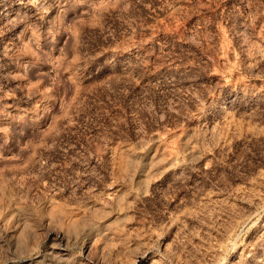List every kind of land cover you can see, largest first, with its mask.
Instances as JSON below:
<instances>
[{
  "label": "rangeland",
  "instance_id": "1",
  "mask_svg": "<svg viewBox=\"0 0 264 264\" xmlns=\"http://www.w3.org/2000/svg\"><path fill=\"white\" fill-rule=\"evenodd\" d=\"M0 264H264V0H0Z\"/></svg>",
  "mask_w": 264,
  "mask_h": 264
}]
</instances>
